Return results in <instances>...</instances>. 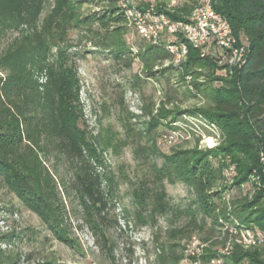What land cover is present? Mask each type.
Here are the masks:
<instances>
[{"label":"trees","instance_id":"obj_1","mask_svg":"<svg viewBox=\"0 0 264 264\" xmlns=\"http://www.w3.org/2000/svg\"><path fill=\"white\" fill-rule=\"evenodd\" d=\"M185 2L176 12L189 13L194 0ZM84 3L95 9L81 13ZM47 4L0 0V185L55 240L79 251L69 236L63 199L71 197L96 246L113 253L107 230L117 220L108 216L120 180L106 166L105 148L77 126L75 63L81 56L75 48L84 41L127 69L137 60L144 78L184 86V95L203 103L189 109L144 107L141 115L123 122L125 139L135 140L134 158L144 168L139 178L125 180L131 211L124 212L140 228L165 221L166 251L160 245L157 264H181L191 238L205 243V260L225 247L229 228L264 234V0H213L234 37L246 41L245 62L232 70L220 58H201L188 44L177 66L163 40L129 47L124 37L137 33L119 0H52L46 10ZM75 28L86 32L73 44L68 33ZM181 133L209 134L217 144L203 150L162 149ZM50 161L62 164L68 178H57L46 166ZM175 184L187 193L177 202L166 191V185ZM22 236L11 231L0 235V242L11 246ZM4 253L0 264L23 261L20 254L4 258ZM223 257L226 264H264V247H233Z\"/></svg>","mask_w":264,"mask_h":264},{"label":"rangeland","instance_id":"obj_2","mask_svg":"<svg viewBox=\"0 0 264 264\" xmlns=\"http://www.w3.org/2000/svg\"><path fill=\"white\" fill-rule=\"evenodd\" d=\"M48 1L49 4L52 3V0ZM49 4L46 10L49 9ZM94 9L93 5L84 3L80 12L86 14ZM85 32L83 28L72 29L68 33V39L75 44L79 35ZM10 38L9 36L4 41V45ZM124 41L134 50L145 44L131 32L124 37ZM75 49L81 56L75 63L79 85L77 126L88 138H95L101 147L105 148L103 157L106 166L120 180L115 206L110 207L108 216L111 221L117 220V225L113 226L111 222L107 230L114 251L109 256L96 246L89 229L81 221L76 201L71 197L63 199L70 229L69 236L79 243V251H74L55 240L40 219L0 185V221L8 227L7 232H4L3 226L0 225V235L21 231L24 238L11 246L8 245L3 257L20 254L23 261L18 264H157L156 256L162 251L160 245L166 251L165 221L160 219L156 227L140 228L134 226L124 212L131 211L125 180L134 181L139 178L144 168L134 158L135 140L125 139L123 122L130 115H141L144 107L152 110L161 106H165L167 110L173 107L189 109L200 107L203 103L184 95V86L176 88L165 78H144L141 64L137 60H133L130 69H127L122 62L115 61L106 52H95L94 47L89 43L84 44V41ZM83 51L85 53H82ZM173 137L171 141L162 143L164 151L172 148L203 150L217 144L214 137L205 133L197 136H184L181 133L180 136ZM46 166L56 171L57 178H68L62 164L50 161L46 162ZM166 191L175 202L187 194L182 184L166 185ZM181 224L182 222L178 223Z\"/></svg>","mask_w":264,"mask_h":264},{"label":"bare ground","instance_id":"obj_3","mask_svg":"<svg viewBox=\"0 0 264 264\" xmlns=\"http://www.w3.org/2000/svg\"><path fill=\"white\" fill-rule=\"evenodd\" d=\"M150 1L154 0H119V6L124 11L127 20L130 22V25H132L133 28L136 27L137 14L135 10L130 8V6L139 7V9H148ZM181 5V3H177L175 1L157 0V7H159L160 10L167 11V16H163V22H161V20H154V27H157L156 31L146 30V39L142 40L155 45L160 43L161 38L164 37V35H168L170 32V41H172L173 45L176 47V53H172V48L169 44L165 45V50L172 56V63L176 66L185 60L187 54V44L192 46L194 49H197L201 58H206L204 57V46H199L196 39L188 37L187 31L184 29V27H180V22H189L190 29H197L199 14H207L208 11H211L213 16L221 21L226 28V31L229 34V43H233V46H230V51H228L227 58H223L222 62L226 64L230 70L242 65L245 62L247 54L246 41L241 38L237 39L234 37L227 21L214 11L213 0H194L193 8L189 11V13H184V15L182 13L176 12ZM176 14L179 16V18L177 16L178 19L173 20L172 25L170 17L173 15L175 16ZM139 26L143 29H150V18H139ZM136 33L141 38V32ZM241 40L243 42V46ZM223 47L224 40L215 39V48ZM0 225L3 226L4 232H7L8 227L4 226L3 221H0ZM232 230L238 231L239 236L230 234ZM226 232L228 233V239L225 242V247L224 245L222 246L224 247L223 255L222 249H219L217 251L218 255L212 258V264H226L223 256H228V254H230V252L233 250V247H240L244 250H248L264 246V234L260 232L252 231L247 228L242 229L239 227L229 228ZM250 235L253 240L250 239ZM205 246V243L201 244L196 240L189 242V244L185 246L182 264H210L208 259L204 260L202 258L205 254L203 253ZM7 247V244L0 242V253L4 252ZM189 255H192V260L189 259Z\"/></svg>","mask_w":264,"mask_h":264},{"label":"built area","instance_id":"obj_4","mask_svg":"<svg viewBox=\"0 0 264 264\" xmlns=\"http://www.w3.org/2000/svg\"><path fill=\"white\" fill-rule=\"evenodd\" d=\"M175 1L177 3L183 4L185 0H168ZM127 6V3H126ZM133 10L136 11L137 21L136 27L134 28V32H141V39H146V30L156 31L157 27H154V20H161L163 22V16H167V11L160 10L157 7V0L150 1V5L148 9H139V7L130 6ZM139 18H150V29H143L139 26ZM173 17H170V21H172L173 25ZM180 27H184L187 31L188 37L192 39H196L199 46H204V57L206 58H227L228 51H230V46H233V43H229V34L226 31L223 23L216 19L213 16L211 11H208L207 14H199V19L197 21V29H190L189 22H180ZM215 39H223L224 47L223 48H215ZM166 44H169L172 48V53H176V47L173 45L172 41H170V32L168 35H164L161 38ZM242 46L243 42L241 40ZM169 138L167 140H170ZM167 142V141H166ZM230 234H235V236H239L238 231H231ZM191 238L190 241H192ZM250 239L253 238L250 235ZM264 247V246H263ZM218 249H222V255L224 252V247H220ZM189 259L192 260V255H189ZM208 261L212 264V256L208 257ZM197 264V263H193Z\"/></svg>","mask_w":264,"mask_h":264}]
</instances>
